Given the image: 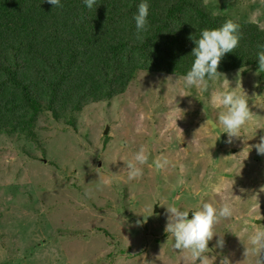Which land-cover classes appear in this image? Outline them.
Returning a JSON list of instances; mask_svg holds the SVG:
<instances>
[{"label":"rangeland","instance_id":"obj_1","mask_svg":"<svg viewBox=\"0 0 264 264\" xmlns=\"http://www.w3.org/2000/svg\"><path fill=\"white\" fill-rule=\"evenodd\" d=\"M239 10L250 17L255 8ZM258 67L224 73L206 91L186 87L183 79L137 73L113 103L67 114L62 122L69 129L40 114L38 146L0 136V264H8L17 251L20 261L15 264H23L24 250L44 231L40 215L44 220L48 214L50 232L45 234L72 228L65 239L53 238L41 246L42 259L31 264H184L164 231V204L195 209L203 200L219 207L224 198L232 203L234 215L216 226L225 246L216 248L214 236L209 255L217 257L216 264L223 256L242 264L245 230L264 225V219L255 220L264 217V155L253 147L264 136V81L263 72L255 74ZM237 80L241 87L233 89ZM224 90L244 91L254 114L231 144L222 127L213 130L205 123L217 118L221 109L213 97ZM141 146L151 159L164 155L172 165L162 171L145 165L143 176L129 181L125 162ZM46 159L75 166L71 170L81 176L82 185L64 193L60 208L48 202L43 214L39 204L36 208L27 202L37 199L36 193L56 197L63 188L61 169L43 165ZM53 188L58 191L49 192Z\"/></svg>","mask_w":264,"mask_h":264},{"label":"trees","instance_id":"obj_2","mask_svg":"<svg viewBox=\"0 0 264 264\" xmlns=\"http://www.w3.org/2000/svg\"><path fill=\"white\" fill-rule=\"evenodd\" d=\"M142 2L97 0L89 9L84 0H60L63 7H53L47 0H0V136L38 146L40 114L69 129L62 122L67 114L91 104L113 103L137 73L183 79L194 60L195 44L189 37H199L201 30L219 28L229 19L240 25L241 39L217 71L226 75L259 66L257 46L264 44V31L248 23L249 16L239 8L260 9L263 21L261 0H207L206 4L204 0H146L149 27L139 41L134 16ZM42 164L61 169L57 172L63 183L62 190L49 191H58L56 197L36 193L37 199L27 202L36 208L39 204L44 214L48 202L60 208L64 193L71 194L82 183L71 170L75 166H57L54 159ZM8 169L17 173L16 167ZM22 181L26 182L25 173ZM22 187L29 189L26 184ZM40 217L44 231L33 235L38 241L32 239L24 250L23 264L42 259L41 246L53 238L65 239L72 228L45 234L50 232V214L44 220ZM19 252L7 263H18Z\"/></svg>","mask_w":264,"mask_h":264},{"label":"clouds","instance_id":"obj_3","mask_svg":"<svg viewBox=\"0 0 264 264\" xmlns=\"http://www.w3.org/2000/svg\"><path fill=\"white\" fill-rule=\"evenodd\" d=\"M86 6L92 9L96 5L97 0H84ZM205 4L207 0H204ZM47 3L53 7H63L60 0H47ZM264 4V0H261ZM243 6V5H242ZM244 9H246L243 6ZM262 15L260 9L253 11L248 19V23L256 25L260 31H264V22L259 17ZM149 4L142 2L138 5L135 20V38L143 41L144 33L148 31L149 22ZM195 44L192 49L191 56L194 57L190 70L183 76L186 87H195L198 90L206 91L210 81H215L222 74L217 71L222 58L227 53L233 52L238 46L241 39L240 25L227 20L219 28L201 30L199 37L190 36ZM260 50L257 52L259 75L264 72V44H258ZM169 77V76H168ZM168 80H172L171 77ZM239 80L236 87L240 88ZM179 96H189L181 94ZM249 96L243 91L224 90L218 91L213 97V104L219 105L220 111L216 119H207L206 124L213 130L221 128L222 133H227V143L231 144L233 138L241 136V130L244 126L253 120L254 114L249 108ZM175 104V101L173 102ZM191 103V102H189ZM264 107V105H260ZM178 110H181L178 107ZM182 111V110H181ZM179 118H177L178 120ZM176 120V121H177ZM182 131V130H181ZM258 155H264V136L260 137V142L255 144ZM150 151L141 146L131 160L126 161L127 178L129 181L140 179L143 174V166L153 165L157 171H162L172 165V161L164 155L156 156L151 159ZM219 191V189H217ZM264 191V188L261 189ZM166 205V226L165 233L172 238V248L182 254L184 264H216L217 257L209 255L212 249L209 248V242L214 236H218L215 247L223 249L225 241L223 234L216 231V226L221 221H227L234 215L232 203L228 198H224L223 203L217 207L210 202L201 201L200 205L195 209H184L174 204ZM149 210L153 211V207L149 206ZM189 212L192 213L189 219ZM144 216V215H143ZM145 217V216H144ZM147 218H145L146 221ZM264 217L258 215L255 220H261ZM142 221L137 220L136 226H141ZM245 224L249 222L244 221ZM246 243L241 239V235H237L245 244L244 261L242 264H264V225L258 226L254 224L251 230H245ZM219 264H232L227 256H223L219 260Z\"/></svg>","mask_w":264,"mask_h":264},{"label":"water","instance_id":"obj_4","mask_svg":"<svg viewBox=\"0 0 264 264\" xmlns=\"http://www.w3.org/2000/svg\"><path fill=\"white\" fill-rule=\"evenodd\" d=\"M150 162H151V156H150Z\"/></svg>","mask_w":264,"mask_h":264}]
</instances>
